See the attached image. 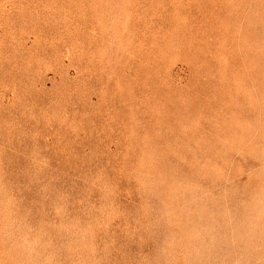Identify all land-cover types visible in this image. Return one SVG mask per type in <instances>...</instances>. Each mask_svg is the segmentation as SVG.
Listing matches in <instances>:
<instances>
[{"label":"rangeland","instance_id":"rangeland-1","mask_svg":"<svg viewBox=\"0 0 264 264\" xmlns=\"http://www.w3.org/2000/svg\"><path fill=\"white\" fill-rule=\"evenodd\" d=\"M0 264H264V0H0Z\"/></svg>","mask_w":264,"mask_h":264}]
</instances>
